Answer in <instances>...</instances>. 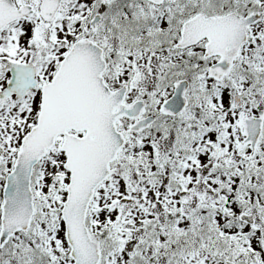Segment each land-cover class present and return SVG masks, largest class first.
I'll list each match as a JSON object with an SVG mask.
<instances>
[{
  "label": "snow or ice",
  "instance_id": "obj_1",
  "mask_svg": "<svg viewBox=\"0 0 264 264\" xmlns=\"http://www.w3.org/2000/svg\"><path fill=\"white\" fill-rule=\"evenodd\" d=\"M0 264H264V0H0Z\"/></svg>",
  "mask_w": 264,
  "mask_h": 264
}]
</instances>
